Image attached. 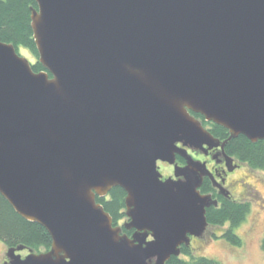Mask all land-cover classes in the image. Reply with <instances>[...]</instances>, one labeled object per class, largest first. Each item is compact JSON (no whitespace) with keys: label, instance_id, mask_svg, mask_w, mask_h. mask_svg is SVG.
Returning a JSON list of instances; mask_svg holds the SVG:
<instances>
[{"label":"water","instance_id":"95a60500","mask_svg":"<svg viewBox=\"0 0 264 264\" xmlns=\"http://www.w3.org/2000/svg\"><path fill=\"white\" fill-rule=\"evenodd\" d=\"M35 3L30 28L44 71L0 42V195L51 245L7 248L3 264L179 257L217 206L199 192L208 173L186 148L224 146L190 113L228 139L264 143V0ZM158 162L175 179L162 180ZM116 187L131 237L95 201Z\"/></svg>","mask_w":264,"mask_h":264},{"label":"trees","instance_id":"16d2710c","mask_svg":"<svg viewBox=\"0 0 264 264\" xmlns=\"http://www.w3.org/2000/svg\"><path fill=\"white\" fill-rule=\"evenodd\" d=\"M31 8H36L35 0H0V42L12 44L16 52L19 48L27 50L38 59L30 28ZM31 69L35 73L44 71L37 60L31 63ZM211 133L220 137L224 134L227 136L228 132L212 124ZM225 152L248 168L264 172V143L262 141L251 143L245 137L238 136L229 141ZM206 192L207 190L203 191V193ZM124 197V191L118 187L112 188L105 197H95L96 203L100 204L111 217L113 226L125 218ZM249 211L250 205L247 202L239 203L223 199L219 206L207 208L205 216L208 226L227 225V229L220 238L232 246H239L240 240L234 230L245 220ZM0 242L6 248L22 245L37 253L40 248L48 251L51 245V239L46 230L39 224L26 221L17 215L1 195ZM261 246L264 251V238ZM180 251L179 257H171L165 264H219L208 257L192 256L188 247L182 246Z\"/></svg>","mask_w":264,"mask_h":264},{"label":"rangeland","instance_id":"374dc122","mask_svg":"<svg viewBox=\"0 0 264 264\" xmlns=\"http://www.w3.org/2000/svg\"><path fill=\"white\" fill-rule=\"evenodd\" d=\"M17 53L26 58L30 64L37 60L30 52L22 48H19ZM158 166L162 175L169 172L165 164L158 163ZM246 168L237 175L246 183L243 188L244 195L239 196V191L243 190L241 185L237 186L234 193V198L244 197L250 205V211L245 220L234 230L240 245L232 246L220 238L227 229V225L208 226L201 238H193L190 241L188 249L192 256L208 257L219 264H264V251L261 246L264 238V172ZM6 250L7 248L0 242V264L6 260ZM39 252H44V249L40 248ZM20 254L24 257L28 251L24 250Z\"/></svg>","mask_w":264,"mask_h":264},{"label":"flooded vegetation","instance_id":"af4514ba","mask_svg":"<svg viewBox=\"0 0 264 264\" xmlns=\"http://www.w3.org/2000/svg\"><path fill=\"white\" fill-rule=\"evenodd\" d=\"M190 115H192L195 119H197L202 125V127L206 129L213 136V138L220 143V145L224 144L223 148H221V146H218L208 149L206 145H203L202 149H198V150H192L186 148L187 154L194 161H198L204 164L205 169L208 173L207 176H204L202 178V184L199 188V192L204 195H210L211 198L217 202V206L221 204V201L223 199L231 200L239 203H245L246 201L244 197H240L238 199L234 198V193L238 185H241L242 189L245 187L246 183L240 176L237 175L239 172L246 170L247 166L235 160L232 156L226 154L225 148L229 143V141L231 140L228 139L229 133H227V136H225V134L220 135V137L215 136L211 133L212 124L210 122H206L204 119L200 117V115L193 113H190ZM178 147H181V144H178ZM175 158H176L175 164L178 167H184L186 165L185 159L182 158L181 156L176 155ZM162 164H165L169 170V172L166 175H162L160 173L162 175V180H165L167 178L175 179L173 175L174 167L166 163H162ZM204 190H207V192L203 193ZM242 194L244 195V189L242 191H239V196ZM127 221L128 220L125 217L120 222H118V224L115 225L114 227H120L121 229L120 233L122 235L131 237L132 234L134 233V229H127L124 227V224ZM193 238L194 237H191L190 241H192ZM148 240H150V236L148 237Z\"/></svg>","mask_w":264,"mask_h":264}]
</instances>
